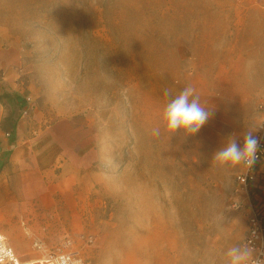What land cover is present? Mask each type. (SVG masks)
Wrapping results in <instances>:
<instances>
[{
	"label": "rangeland",
	"instance_id": "rangeland-1",
	"mask_svg": "<svg viewBox=\"0 0 264 264\" xmlns=\"http://www.w3.org/2000/svg\"><path fill=\"white\" fill-rule=\"evenodd\" d=\"M187 86L210 117L172 134L165 89ZM262 101L264 0H0V232L25 257L227 264L254 197L213 155Z\"/></svg>",
	"mask_w": 264,
	"mask_h": 264
},
{
	"label": "clouds",
	"instance_id": "clouds-1",
	"mask_svg": "<svg viewBox=\"0 0 264 264\" xmlns=\"http://www.w3.org/2000/svg\"><path fill=\"white\" fill-rule=\"evenodd\" d=\"M165 96L169 97L168 103L163 111V124L165 129L172 133H181L183 136L197 134L210 117V112L200 103V98L192 86H187L177 94L173 95L171 89H165ZM264 129V122L246 127L242 133V139L235 134L230 136L224 145L213 155V160L218 167L232 169L244 166L248 172L254 167L258 160L260 150V138L255 135ZM159 135V129L154 130ZM245 180H243V183ZM253 236L255 233L252 234ZM251 241L237 243L228 248L226 252L227 264H264V253L254 256V249L250 247ZM3 253H0L2 257ZM0 264L3 259L0 258Z\"/></svg>",
	"mask_w": 264,
	"mask_h": 264
},
{
	"label": "built area",
	"instance_id": "built-area-1",
	"mask_svg": "<svg viewBox=\"0 0 264 264\" xmlns=\"http://www.w3.org/2000/svg\"><path fill=\"white\" fill-rule=\"evenodd\" d=\"M258 123L264 122V101L258 106ZM260 138V150L258 152V160L251 171L243 166L242 172L237 175L240 190L243 191L248 199L249 187L256 184L258 176L261 172L262 164H264V129L255 133ZM243 180L245 182L243 183ZM247 218V229L244 237L245 241L250 240V247L254 251V256L264 253V203L256 200L249 204ZM255 233L253 236L252 234ZM33 248L38 254L33 258H22L14 250L9 243L7 237L0 232V253H3V264H87L80 253L73 249L72 243L66 241L58 247L47 249L39 241L33 244ZM264 258V256L260 257Z\"/></svg>",
	"mask_w": 264,
	"mask_h": 264
},
{
	"label": "crops",
	"instance_id": "crops-1",
	"mask_svg": "<svg viewBox=\"0 0 264 264\" xmlns=\"http://www.w3.org/2000/svg\"><path fill=\"white\" fill-rule=\"evenodd\" d=\"M15 132H16L15 130H13L11 133L0 130V171H2L4 167L8 163L12 162L13 160L12 153H13V149L16 146ZM9 243L14 248V250L18 253V255H20L22 258H33L36 256L35 255V256L25 257V255L20 254V252L17 249V245L13 244L10 240H9Z\"/></svg>",
	"mask_w": 264,
	"mask_h": 264
},
{
	"label": "trees",
	"instance_id": "trees-1",
	"mask_svg": "<svg viewBox=\"0 0 264 264\" xmlns=\"http://www.w3.org/2000/svg\"><path fill=\"white\" fill-rule=\"evenodd\" d=\"M13 99L16 102L19 100L17 97H13ZM2 131L10 132V133L12 132L6 129ZM249 195L254 197L253 198L254 202H256V200H260L262 203H264V181H261V179H258L256 184H251L249 187Z\"/></svg>",
	"mask_w": 264,
	"mask_h": 264
}]
</instances>
